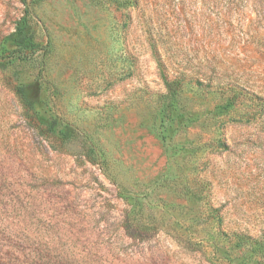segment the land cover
Segmentation results:
<instances>
[{"label":"rangeland","instance_id":"obj_1","mask_svg":"<svg viewBox=\"0 0 264 264\" xmlns=\"http://www.w3.org/2000/svg\"><path fill=\"white\" fill-rule=\"evenodd\" d=\"M25 13L40 49L0 64V264H264L232 234L264 227V112L220 108L226 85L264 100V0H0V44ZM154 55L180 78L167 129Z\"/></svg>","mask_w":264,"mask_h":264},{"label":"trees","instance_id":"obj_2","mask_svg":"<svg viewBox=\"0 0 264 264\" xmlns=\"http://www.w3.org/2000/svg\"><path fill=\"white\" fill-rule=\"evenodd\" d=\"M0 44V64L6 60V62H11L13 60H25L29 58L32 53L40 49V44L36 41L33 31L30 28L28 13L22 15L16 22L14 29L6 34ZM156 57V55H154ZM156 66L159 72V75L163 81L165 93L161 95L163 101V107L160 111L161 114V124L164 126V129L170 125L171 121L177 116L182 117V114L176 113L175 99L178 93V88L180 85V78L169 79L165 71L164 64L159 61V58L156 57ZM226 89L229 91L230 98L227 102L222 105L221 111L229 109L234 104L235 98H241L247 102L253 104L255 107H258V111H252L251 114L259 112H264V100L262 97L251 93L237 85H226ZM36 89L35 86H17L16 93L18 94L20 103L25 112L30 110L35 111L32 117L35 118L38 126L45 124L50 131L54 130L55 125L57 124V119L53 118L50 122L46 123L43 117L39 116L38 111L35 110L36 106V96H32L31 93ZM64 137H68L69 133H62ZM222 144V143H220ZM224 146V145H223ZM218 211L216 209H211V217H215ZM259 232L256 236H251L244 232H232L234 235L235 247L247 250L250 253L251 257H263L264 256V227H260Z\"/></svg>","mask_w":264,"mask_h":264}]
</instances>
